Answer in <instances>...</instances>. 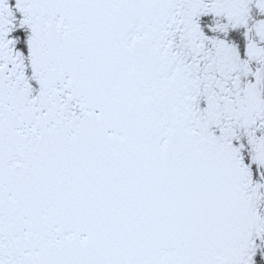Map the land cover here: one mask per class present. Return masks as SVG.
Returning a JSON list of instances; mask_svg holds the SVG:
<instances>
[{"label":"snow or ice","instance_id":"snow-or-ice-1","mask_svg":"<svg viewBox=\"0 0 264 264\" xmlns=\"http://www.w3.org/2000/svg\"><path fill=\"white\" fill-rule=\"evenodd\" d=\"M0 264H264V0H0Z\"/></svg>","mask_w":264,"mask_h":264}]
</instances>
